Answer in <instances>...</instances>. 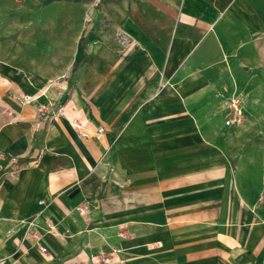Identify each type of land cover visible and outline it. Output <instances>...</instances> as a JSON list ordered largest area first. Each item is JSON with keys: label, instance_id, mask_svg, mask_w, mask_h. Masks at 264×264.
<instances>
[{"label": "crops", "instance_id": "obj_1", "mask_svg": "<svg viewBox=\"0 0 264 264\" xmlns=\"http://www.w3.org/2000/svg\"><path fill=\"white\" fill-rule=\"evenodd\" d=\"M43 1L0 0V264H249L248 229L220 253L200 217L221 130L245 126H226L227 102L239 97L244 117L249 103L264 107V0H143L171 26L142 31L135 40L147 53L132 51L116 77L107 59L88 71L85 95L76 72L97 48L82 51L58 90L31 74L24 36ZM48 98L62 100L60 112ZM12 156L19 162L7 165ZM29 229L46 253L24 238Z\"/></svg>", "mask_w": 264, "mask_h": 264}, {"label": "rangeland", "instance_id": "obj_2", "mask_svg": "<svg viewBox=\"0 0 264 264\" xmlns=\"http://www.w3.org/2000/svg\"><path fill=\"white\" fill-rule=\"evenodd\" d=\"M156 5L143 0L127 3L45 0L35 4L33 7L38 14L31 8V29L29 35L24 36V42L30 44L31 74L44 77L42 90L51 91L52 87L58 90L82 51L87 46L97 48V55L92 58L94 61L90 58L81 60L76 72L80 89L85 95L94 87L93 83L86 81L88 71H100L105 65L103 59H107L109 69L115 71L116 77L120 62L133 59V52L145 51L150 45L144 43L146 46L142 49L136 42L135 38H145V35H140L142 31L148 33L156 27L171 26ZM83 36L84 41L80 43ZM42 58H45L44 61ZM97 75L100 78L101 72ZM116 86L115 81L110 89L115 95ZM48 100L47 106L56 111L62 105L61 99L57 107L53 99ZM258 105L249 103V114L244 117L243 128L221 130L222 162L219 163V170L207 174L211 178L215 174L217 177L211 179L212 186L206 185V209L200 217L207 237L212 239L211 232H214L220 253L224 248L223 240L234 232L244 234L248 229L249 264H264V107L260 103ZM45 107L41 106L43 110ZM246 125L249 129H245ZM116 139L117 136L114 141ZM211 165L206 163L207 168ZM237 242L242 243L241 240ZM218 264L231 263L219 258Z\"/></svg>", "mask_w": 264, "mask_h": 264}, {"label": "built area", "instance_id": "obj_3", "mask_svg": "<svg viewBox=\"0 0 264 264\" xmlns=\"http://www.w3.org/2000/svg\"><path fill=\"white\" fill-rule=\"evenodd\" d=\"M24 102L28 103L31 101L30 96H25L24 97ZM227 107H228V115L227 118L225 120V124L228 127L231 126H241L244 120V115H243V109H242V101L239 97H232L229 99V101L227 102ZM45 110H43V108H41L39 110V113H43ZM57 112H60V108L57 110ZM72 126L75 127L77 130H79V135L81 137H88V134L81 130V123L78 120H72L71 122ZM44 125V121L42 119H40L39 121H37V123L34 126V129H40L41 127H43ZM104 127L103 126H98L96 127L94 134L92 136H94L96 139H100L104 133ZM3 158V155L0 154V159ZM19 160L17 157L12 156L10 158H8L7 160V165H11V164H16L18 163ZM2 169V165L0 164V172ZM39 203H42V201H39ZM79 214L80 215H84L85 214V210L82 208L78 209ZM28 226H32V222L28 223ZM24 238L26 239L28 236L35 242V245L38 247V249L42 252V253H46V248L40 243V240L37 236L36 233L32 232L30 229L29 231L25 232L24 234ZM95 264H115V260L113 258H111L110 256H99L97 259L92 260ZM68 264H77V262L75 260H70L68 262Z\"/></svg>", "mask_w": 264, "mask_h": 264}, {"label": "trees", "instance_id": "obj_4", "mask_svg": "<svg viewBox=\"0 0 264 264\" xmlns=\"http://www.w3.org/2000/svg\"><path fill=\"white\" fill-rule=\"evenodd\" d=\"M83 38H84V36L80 39V43H82V41H83ZM74 69H75V66H73V68H72V72H74Z\"/></svg>", "mask_w": 264, "mask_h": 264}]
</instances>
